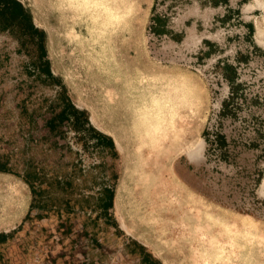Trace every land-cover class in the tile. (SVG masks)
<instances>
[{
  "label": "rangeland",
  "instance_id": "obj_1",
  "mask_svg": "<svg viewBox=\"0 0 264 264\" xmlns=\"http://www.w3.org/2000/svg\"><path fill=\"white\" fill-rule=\"evenodd\" d=\"M20 1L44 35L0 17V216L26 211L0 264H215L209 233L235 249L217 264H264V5ZM226 72L245 98L223 113ZM198 205L221 219L194 227Z\"/></svg>",
  "mask_w": 264,
  "mask_h": 264
},
{
  "label": "trees",
  "instance_id": "obj_2",
  "mask_svg": "<svg viewBox=\"0 0 264 264\" xmlns=\"http://www.w3.org/2000/svg\"><path fill=\"white\" fill-rule=\"evenodd\" d=\"M0 17L3 21L2 28H6L12 25L20 26L22 30L25 32H30L33 34H36L38 37V40H43V31L35 26V24L32 22L30 14L27 12V10L24 8L23 4L20 0H0ZM158 16L154 15L152 17V21H157ZM155 28V27H154ZM249 30L251 31V27L249 26ZM224 69L232 70L233 66L226 64L224 65ZM48 71L50 72L49 68ZM226 81L228 82L229 86V92L227 95V98L223 100L221 103V111L223 113L227 112H234L237 108H239L241 105L237 102V97L244 96L243 92V83L241 81H235L232 74H225ZM74 109V108H73ZM66 113V108L62 109L59 113V117H63ZM96 134L98 137L107 139L111 141V138L109 136H106L104 133L97 131ZM208 131L205 129L203 131L204 139L206 141L207 147L206 152H214L218 156V158H221L226 161H232L236 158L237 154L239 153L238 150L235 148V143H233V139L229 138L225 134H219L214 133V137L207 136ZM234 145H230L231 142ZM250 145H256L257 147H260L261 149V155L264 157V142L260 144V142L257 141H251L249 143ZM31 186V184H29ZM32 187V186H31ZM33 191V188H32ZM113 194V191L111 192Z\"/></svg>",
  "mask_w": 264,
  "mask_h": 264
},
{
  "label": "bare ground",
  "instance_id": "obj_3",
  "mask_svg": "<svg viewBox=\"0 0 264 264\" xmlns=\"http://www.w3.org/2000/svg\"><path fill=\"white\" fill-rule=\"evenodd\" d=\"M78 1V0H77ZM77 1H75V2H77ZM93 1H96V0H93ZM92 1V2H93ZM87 2V1H86ZM99 2V1H98ZM98 2H97V4H98ZM253 2H254V4L255 5H259V6H263L264 5V3L262 2V0H253ZM84 3V2H83ZM94 3V2H93ZM86 4V3H85ZM92 4V3H91ZM91 4H89V5H91ZM95 4V3H94ZM73 6V5H72ZM100 6V5H99ZM98 7V6H97ZM99 9V8H98ZM90 10V9H89ZM99 11H101V10H99ZM112 11V10H111ZM110 11V12H111ZM95 12V11H94ZM97 12V11H96ZM95 12V13H96ZM98 13V12H97ZM96 13V14H97ZM112 13H110V15H111ZM92 15V14H91ZM100 16V15H99ZM112 16V15H111ZM95 17H96V15H95ZM94 17V18H95ZM102 17V16H101ZM96 19V18H95ZM95 19H91V20H95ZM95 23H97V22H95ZM98 24V23H97ZM95 25V24H94ZM258 25V24H257ZM100 25L98 24V27H99ZM94 27H96V26H94ZM94 29V28H93ZM100 29V28H99ZM256 31H257V35L258 36H260V35H262V34H264V27L263 26H257L256 27ZM159 95V94H158ZM153 101L155 102V103H161V106H162V99H160L158 96H155V97H153ZM162 109H163V111H166V112H168V110L166 109V108H163V107H161ZM169 109H170V107H169ZM171 109H172V106H171ZM165 112V113H166ZM192 211V214H189L190 216H189V219H194V221H196V224L194 225V227H198L199 229L201 228V227H199L198 226V224L197 223H203V222H207V223H215V221H214V218H218V219H221L219 216L218 217H214V216H212V215H210L209 213H207V212H204V211H202V210H200V205H198V208H195V209H193V210H191ZM212 217H214V218H212ZM189 222V221H188ZM206 228V227H205ZM208 232V231H207ZM209 237H210V240H211V243H214V249H216L215 250V253L214 254H216V258H215V261H213V263H215V264H217V262H216V259L217 258H220V254L218 253V252H221V246H224V244L226 245V247L229 249V250H231V251H235V249H233V248H230V247H232V243L231 242H228V240H226V238L224 237V238H219V237H217L215 234H211V233H209ZM222 239H223V242H222ZM223 243V244H222ZM210 245V244H209ZM209 248H210V246H209ZM206 253V256H205V260H207L208 259V257H209V254H208V251H206L205 252ZM214 254H212V255H214ZM211 259V258H210ZM209 259V260H210ZM232 259H234L235 261H232L231 262V264H247V262L245 261V259H244V257H242V256H239L237 253H236V255L235 256H233L232 257ZM208 260V261H209ZM208 261H207V263H208ZM223 261V260H222Z\"/></svg>",
  "mask_w": 264,
  "mask_h": 264
},
{
  "label": "crops",
  "instance_id": "obj_4",
  "mask_svg": "<svg viewBox=\"0 0 264 264\" xmlns=\"http://www.w3.org/2000/svg\"><path fill=\"white\" fill-rule=\"evenodd\" d=\"M25 204L13 206L10 213L2 218L0 216V233H6L11 229H14L16 225L20 224L22 217H24Z\"/></svg>",
  "mask_w": 264,
  "mask_h": 264
}]
</instances>
